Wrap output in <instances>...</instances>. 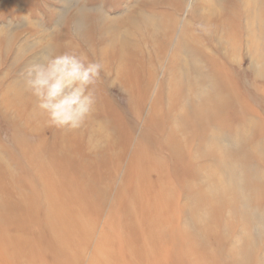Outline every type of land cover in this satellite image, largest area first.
Here are the masks:
<instances>
[{
    "label": "rangeland",
    "instance_id": "rangeland-1",
    "mask_svg": "<svg viewBox=\"0 0 264 264\" xmlns=\"http://www.w3.org/2000/svg\"><path fill=\"white\" fill-rule=\"evenodd\" d=\"M207 1L0 0V264H92L100 244L107 250L97 264H264V48L255 51L246 45L243 1ZM252 3L255 24L261 27L264 0ZM209 7L223 11L220 18L233 23L238 43L230 70L234 93L222 99L219 140L202 149L201 159L194 154L197 131L172 134L186 144L187 158L178 162L161 144L164 124L150 122V106L169 56L178 48L181 28L189 22L193 32L208 24ZM140 9L145 17L156 15L161 30L162 24L171 26L164 59L144 101L138 86L129 94L110 82L105 88L100 76L88 86L100 99L96 114L113 132L111 147L92 155L91 168L83 169L79 146L68 155L57 149L54 126L27 132L22 111L33 96L26 87L29 70L46 56L65 53L95 62L103 48L104 25ZM127 34L141 44L140 35L132 30ZM259 41L262 45L264 39ZM216 50L222 57L221 49ZM6 93L13 112L3 107ZM206 128L203 135L209 137L212 129ZM113 147L116 151L110 154ZM140 147L163 164L140 178L138 207L130 216L134 220L125 224L116 213L124 209L117 197ZM117 160L109 183L105 179ZM94 187L97 194L107 192L97 215L92 208L98 199H85ZM103 235L107 239L102 243ZM79 239L88 242L83 250L78 249Z\"/></svg>",
    "mask_w": 264,
    "mask_h": 264
},
{
    "label": "bare ground",
    "instance_id": "bare-ground-1",
    "mask_svg": "<svg viewBox=\"0 0 264 264\" xmlns=\"http://www.w3.org/2000/svg\"><path fill=\"white\" fill-rule=\"evenodd\" d=\"M241 1H243L241 4L248 17L245 26L246 45L255 51L260 47L264 48V41L262 45L258 43L260 38L264 39V25L258 27L255 24L256 19L254 12H252V6H254L253 3L251 4L252 0ZM205 3L208 4L210 2L206 0ZM139 11L141 12H139L140 14L138 12L129 13L122 21L112 20L108 25H104L103 34H101L103 48L95 62L102 65L100 81L105 85V88L107 83L110 82L111 85L115 84V87L118 86L121 91L124 90L129 94L138 86L139 93L137 94L144 101L154 82L156 70L164 59L169 39L168 32L171 30V26L170 24H162L161 30V21L156 15L145 17L146 15H141V9ZM217 11L218 9L215 10L209 7L206 14L208 16V24H202L203 26H200V24V29L190 32L187 27L189 22L188 25L186 24L181 28L182 30L178 36V48L171 52L169 56L150 106L149 120L159 127L164 124V127H160L165 128L164 134L162 130L160 132L161 144L169 154V157L178 162H183L187 158L185 152L186 144L183 140H175L172 134L181 132L184 135L189 131H197L199 134L194 154L198 157V160L201 159L203 157L201 155L203 154L202 149L206 145H215L216 141L219 140L217 123L221 101L224 96L232 97L234 93L230 70L234 66L233 62L238 46L237 38L233 31V23L228 19L222 20L220 17L223 11ZM137 15L138 17H136ZM203 15L205 16V14ZM199 20L204 21V18L200 17ZM163 21L167 23L165 19ZM129 30L141 36V44L136 45L133 39L128 37L127 33ZM207 39L211 44L207 42ZM214 43L216 47L221 49L222 57L216 52ZM116 45H118V49H115ZM141 50L144 52L141 53L142 59H139L138 53ZM261 58L263 57L261 56ZM32 65L35 64L32 63ZM87 93L92 95L94 103L92 111L84 124L76 130L55 127L53 135V140L57 143V149L66 155L70 154V150L72 151L78 146L80 150L82 149L81 162L86 164V166L83 165V169L85 167L86 169L91 168L92 164L89 162L92 155H99L102 150L112 145L110 137L112 130L108 131V126L96 114L95 105L99 103L100 99L94 91H87ZM6 95L9 96L10 93H6ZM10 97L6 98L3 104L6 112H13L10 106ZM11 100L17 101V98ZM27 103L29 104L28 108L22 111V118L26 120V130L31 134L42 133L49 125L47 116L38 108V102L34 95L29 98ZM206 127L212 129L209 137L203 135V130L207 129ZM115 149L113 147L110 154L116 151ZM140 149L134 155L135 163H133L128 175L126 174L127 180L117 197L119 207L124 209L116 213L121 214L125 224H128L130 220L131 222L134 220L130 216L138 207L140 178L148 177V169H160L163 164V160L155 156L152 158V152H145L144 147H140ZM29 153L30 166L32 167L34 149L31 143L29 144ZM140 161L148 163L141 165L138 163ZM111 166V174L105 179L109 183L114 177L118 160L112 161ZM50 168L52 169L51 165ZM39 169L42 170V167L40 166ZM50 175L55 177L56 172L52 170ZM53 177H48V179L51 180ZM88 179H91V176H88ZM42 182V186L45 185V181L42 180ZM153 188L156 192L155 185H153ZM153 188L149 186L148 189L153 192ZM95 189L94 187L92 193L86 196L85 199L90 201L98 199L97 205L92 208V213L97 215L107 192L104 191L97 194ZM75 195L79 197V194ZM75 198L73 195L70 199L72 205H74ZM153 198L157 200V196L154 194ZM85 199L84 201H86ZM112 218L115 219L116 217ZM94 220L95 218L92 219L91 224L88 226L90 230L94 226ZM113 222V220L109 222L111 227ZM105 239L107 237L103 235L101 242H106ZM87 245L88 242L79 239V250H83ZM95 249L92 264H97L107 250L102 244Z\"/></svg>",
    "mask_w": 264,
    "mask_h": 264
},
{
    "label": "clouds",
    "instance_id": "clouds-1",
    "mask_svg": "<svg viewBox=\"0 0 264 264\" xmlns=\"http://www.w3.org/2000/svg\"><path fill=\"white\" fill-rule=\"evenodd\" d=\"M102 65L72 53L46 56L31 67L26 87L51 126L76 130L92 111L89 85L99 78Z\"/></svg>",
    "mask_w": 264,
    "mask_h": 264
}]
</instances>
